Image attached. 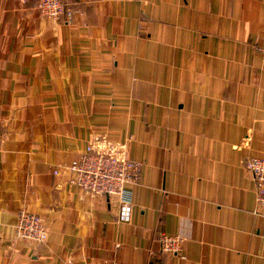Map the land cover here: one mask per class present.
<instances>
[{
  "label": "crops",
  "instance_id": "1",
  "mask_svg": "<svg viewBox=\"0 0 264 264\" xmlns=\"http://www.w3.org/2000/svg\"><path fill=\"white\" fill-rule=\"evenodd\" d=\"M64 1L69 23L0 0V264H264V0ZM101 136L142 166L129 223L54 174Z\"/></svg>",
  "mask_w": 264,
  "mask_h": 264
},
{
  "label": "built area",
  "instance_id": "2",
  "mask_svg": "<svg viewBox=\"0 0 264 264\" xmlns=\"http://www.w3.org/2000/svg\"><path fill=\"white\" fill-rule=\"evenodd\" d=\"M22 5L31 0H15ZM147 3L151 0H139ZM39 13L53 20L65 19L71 22L74 16L73 4L64 0H38ZM264 54V49L260 50ZM0 125V139H1ZM245 169L251 174L256 185L257 210L264 219V156L253 157L245 162ZM142 173L140 163L129 156L126 143H120L107 136L92 141L79 157L69 164L59 166L54 174L69 175V185L93 198H115L119 205L121 222L132 220L134 202L131 187L137 185ZM264 232V230H263ZM16 237L24 242L42 244L48 240V228L44 219L35 213L22 211L15 229ZM161 251L179 256L184 240L180 236L161 234Z\"/></svg>",
  "mask_w": 264,
  "mask_h": 264
}]
</instances>
